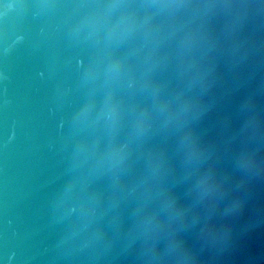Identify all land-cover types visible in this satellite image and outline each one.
Wrapping results in <instances>:
<instances>
[{
  "label": "water",
  "instance_id": "95a60500",
  "mask_svg": "<svg viewBox=\"0 0 264 264\" xmlns=\"http://www.w3.org/2000/svg\"><path fill=\"white\" fill-rule=\"evenodd\" d=\"M0 264H264V0H0Z\"/></svg>",
  "mask_w": 264,
  "mask_h": 264
}]
</instances>
